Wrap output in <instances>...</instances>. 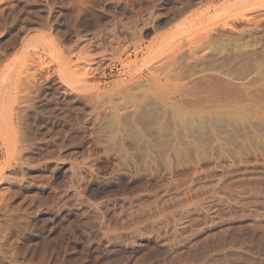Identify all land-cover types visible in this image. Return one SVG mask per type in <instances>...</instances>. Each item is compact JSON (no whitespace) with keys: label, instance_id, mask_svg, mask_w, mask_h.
Wrapping results in <instances>:
<instances>
[{"label":"rangeland","instance_id":"rangeland-1","mask_svg":"<svg viewBox=\"0 0 264 264\" xmlns=\"http://www.w3.org/2000/svg\"><path fill=\"white\" fill-rule=\"evenodd\" d=\"M0 264H264V0H0Z\"/></svg>","mask_w":264,"mask_h":264},{"label":"bare ground","instance_id":"bare-ground-1","mask_svg":"<svg viewBox=\"0 0 264 264\" xmlns=\"http://www.w3.org/2000/svg\"><path fill=\"white\" fill-rule=\"evenodd\" d=\"M224 25V24H223ZM162 64V63H161ZM162 66H163V64H162ZM162 69V68H161ZM161 69L160 68H158V67H156L155 69H152V73H153V77L154 76H159V75H162L161 74ZM160 77V76H159ZM159 77H158V79H159ZM155 78H157V77H155ZM131 86V85H130ZM132 87V86H131ZM129 89V88H128Z\"/></svg>","mask_w":264,"mask_h":264}]
</instances>
